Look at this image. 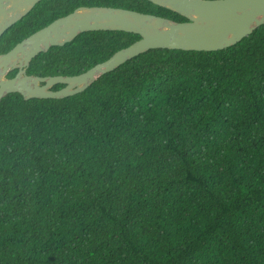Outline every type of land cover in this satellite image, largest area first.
Here are the masks:
<instances>
[{"label":"trees","instance_id":"obj_1","mask_svg":"<svg viewBox=\"0 0 264 264\" xmlns=\"http://www.w3.org/2000/svg\"><path fill=\"white\" fill-rule=\"evenodd\" d=\"M81 6L185 21L40 0L0 54ZM138 39L84 32L26 74L78 75ZM0 264H264V25L219 51L148 50L63 99L3 97Z\"/></svg>","mask_w":264,"mask_h":264},{"label":"water","instance_id":"obj_2","mask_svg":"<svg viewBox=\"0 0 264 264\" xmlns=\"http://www.w3.org/2000/svg\"><path fill=\"white\" fill-rule=\"evenodd\" d=\"M40 0H0V36ZM185 18L175 22L133 10L81 6L55 19L0 54V100L17 93L23 100L63 99L86 90L99 77L152 49L219 51L237 44L264 25V0H147ZM121 31L139 39L105 61L74 76L26 74L30 61L50 47H61L77 35ZM16 70L13 77L7 75ZM61 88L52 90L55 85Z\"/></svg>","mask_w":264,"mask_h":264}]
</instances>
